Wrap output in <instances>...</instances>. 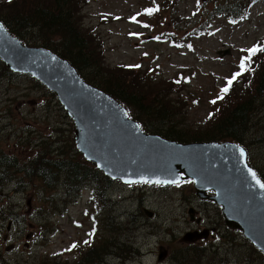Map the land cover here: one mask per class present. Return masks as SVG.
<instances>
[{"label":"rangeland","instance_id":"1","mask_svg":"<svg viewBox=\"0 0 264 264\" xmlns=\"http://www.w3.org/2000/svg\"><path fill=\"white\" fill-rule=\"evenodd\" d=\"M230 1L238 2L79 0L78 22L83 30L92 34L107 69L116 71L142 96L169 99L177 106L178 117L188 127L199 130L235 103L247 99L246 95H250L254 87L252 84L249 89L250 77L247 76L255 55L246 65L249 68L246 74L238 77L228 94L219 99L220 90L226 86V80L239 71L238 65L241 58L247 57V50L252 46L262 48L264 44V0H239V4L247 8L238 22L228 20L226 15H215L217 7ZM8 3L9 0H0L3 8ZM148 9L154 10L151 15ZM211 11L214 14L209 18ZM189 19L192 22L186 28L182 22ZM197 22H203L207 32L190 38L188 47L183 43L185 36L196 29ZM168 33H175L177 40L170 42ZM4 72L0 71L3 80L0 111L9 108L14 118L2 120L0 129L14 123L15 129L30 125L36 129V134L49 135L51 127L61 128L62 132L57 135L62 138L70 120L59 110L60 106L54 107L57 101L50 100L28 77L8 80ZM149 107L153 109L155 105ZM145 123H160L169 130L168 119L149 118ZM249 137L250 146L253 133ZM251 154L254 163L264 166V145L252 146ZM103 187L113 196L109 200L112 208L109 221L100 219L104 214L97 219L96 209L90 206L85 189L78 201L67 207L61 204L62 186L50 192L39 184L24 192L0 189V211L20 215V224L14 225L9 216L0 214V247L4 258L10 264H35L47 256L56 258L59 263L81 264L83 254L84 264H169L168 260L162 261L171 257L174 264H178L176 258L181 256L182 249H194L198 252L194 264H221L227 259L231 260L230 264H264L256 255L251 256L250 246L243 245L239 237L234 236L228 243L234 237L225 229H218L219 234H224L223 245L213 239L183 240L186 233L197 231L194 224L202 218L217 220L214 216L217 208L209 203L202 205L195 196L193 184L188 181L179 187L167 188L145 185L137 189L117 182ZM50 197L54 199V209L47 207ZM9 204L14 206L10 209ZM190 208L194 210V221L189 219ZM2 216L7 219L3 220ZM73 244L77 247L72 248ZM162 251L165 256L158 261ZM89 256L93 260H88Z\"/></svg>","mask_w":264,"mask_h":264},{"label":"trees","instance_id":"2","mask_svg":"<svg viewBox=\"0 0 264 264\" xmlns=\"http://www.w3.org/2000/svg\"><path fill=\"white\" fill-rule=\"evenodd\" d=\"M252 1L250 0V2ZM78 6L79 0H11L4 8L0 6V21L11 34L24 44L49 49L67 60L85 82L119 101L146 132L158 134L165 139L179 143L231 141L242 146L248 152L250 151L249 163L264 182V166L254 163L251 154L252 146L264 145V54H255L252 68L248 72L249 89L254 84L252 93L246 95L248 98L235 103L203 129L196 130L188 127L186 122L178 117L180 112L172 101L163 100L160 96H142L134 92L136 90L133 91L131 84L125 83L122 76L104 66L96 45H94L92 34L83 30L78 22ZM246 8L247 5H240L239 0L238 2L230 1L217 7L215 15L223 13L229 18L238 19ZM213 14L211 11L208 17L210 18ZM191 22L189 19L182 23L187 28ZM204 26L203 22L196 23V29L185 36L186 46L189 45L192 36L207 32V28ZM167 38L175 39L177 37L174 34H169ZM0 71H5L8 80L16 77L1 62ZM28 79L40 88L50 100H56L55 96L36 80ZM2 81L0 75V84H3ZM149 105H155V107L152 109ZM57 106H60L58 102L54 107ZM47 107L49 108L48 104ZM59 110L63 112L61 107ZM0 112H3L0 115V122L14 118L9 108ZM46 117L49 118L48 115ZM149 118L157 121L168 119L169 130L164 129L160 123L158 125L146 124L145 121ZM67 125L68 128L64 131L66 134H63L62 138L57 135L62 132L61 128L53 129L51 127L49 135L36 134L34 131L36 129L30 125L15 129L14 123H9L7 127L1 128L0 189L13 193L24 192L39 184L45 191L50 192L54 188L62 186L61 204L63 203L67 207L68 204L76 200L81 190L88 187L93 191L92 196L97 202L98 219L104 214L100 219L109 221L112 208L109 200L105 199L107 190L103 186L107 187L111 181L104 177L94 165L84 161L75 150L72 125L70 123ZM248 130L250 131L248 132ZM251 133H253L254 140L249 146L248 142H252L249 137ZM47 203L49 204L48 208H56L53 197L47 199ZM13 206V204H9L8 208L11 209ZM64 206L63 210L66 209ZM0 214L9 216L10 221L15 223L14 225L20 224L18 213L0 211ZM3 216L1 217L3 220L7 219ZM25 219H28V216ZM111 222L114 225L118 224ZM234 236L239 237L237 234ZM241 241L243 245L250 246L244 239ZM105 244L108 245L109 241ZM249 248L251 256L256 255L260 261L264 260V257L253 247ZM197 253L194 249H182V254L176 258V262L178 264H194ZM88 260H93V257L89 256ZM84 262L82 254L79 263L84 264ZM0 264H10L4 258L1 247ZM35 264L67 263H59L56 258L47 256ZM244 264H262V262Z\"/></svg>","mask_w":264,"mask_h":264},{"label":"water","instance_id":"3","mask_svg":"<svg viewBox=\"0 0 264 264\" xmlns=\"http://www.w3.org/2000/svg\"><path fill=\"white\" fill-rule=\"evenodd\" d=\"M0 59L55 95L73 122L76 150L106 177L123 184L148 181L163 186L174 185L163 183L167 180H192L197 198L220 207L226 227L240 231L264 254V190L248 176V169L254 170L245 149L241 160V146L231 142L180 144L144 133L137 129V122L124 115L126 110L119 102L86 83L70 63L48 49L22 44L4 26ZM257 179L264 184L258 175ZM157 180L161 183H154ZM188 215L193 220L192 209ZM205 235L206 231L186 233L184 241Z\"/></svg>","mask_w":264,"mask_h":264},{"label":"snow or ice","instance_id":"4","mask_svg":"<svg viewBox=\"0 0 264 264\" xmlns=\"http://www.w3.org/2000/svg\"><path fill=\"white\" fill-rule=\"evenodd\" d=\"M9 2H11V0H9ZM154 10L153 9H148L147 12L149 15H151V13L153 12ZM135 19V18H133ZM145 27H147V25H145ZM3 30V25L0 24V31ZM243 51V50H242ZM257 52H264V48H261V47H252L250 49L247 50V57H244V58H241V61L238 65L239 67V71L234 73L232 75V77L230 79H227L226 80V86L223 87L221 90H220V96H219V99H223V97L228 94L230 88L232 87L233 83L238 79V77H240L241 75H243L246 71L249 70V68L246 66L248 65L249 61L251 60L252 56L255 55ZM53 59H55V57H53ZM135 67H139V65H136ZM216 101H212V103H215ZM125 116L128 115L127 112L124 113ZM137 129L139 128V125L136 126ZM238 151H239V156L241 158V160H243L244 156H245V152H244V149L243 148H238ZM247 174L249 177H251L252 181H254L255 185L257 187H259L261 190H264V184H262L260 182L259 179H257V175L254 171H252L250 168L248 169L247 171ZM145 183H147L148 181H144ZM189 183H192L193 181H188ZM154 183H161V181L157 180V181H154ZM163 183H171V184H175L177 187L180 186V181L178 179H172V180H167V181H163ZM87 243V241L85 242ZM72 248H75L77 247L76 244H73L71 246Z\"/></svg>","mask_w":264,"mask_h":264},{"label":"flooded vegetation","instance_id":"5","mask_svg":"<svg viewBox=\"0 0 264 264\" xmlns=\"http://www.w3.org/2000/svg\"><path fill=\"white\" fill-rule=\"evenodd\" d=\"M145 186L144 184L142 185H137L135 186V188L140 189L141 187ZM157 187V186H155ZM158 188H162V187H158ZM209 194H212L211 192H209ZM202 202V205L205 204H211L212 206L216 207L212 202H210L209 200H200ZM214 216L216 217L217 220L213 221L212 219L210 221H206L205 218H202L201 221H197L194 225L198 230H202V229H207L208 233V237L204 238L203 240H209V239H213L216 240L217 243L220 242L221 245H223L224 242V234H219V228L221 230H224L226 227L224 225V223L222 222V217H221V213H218V210L216 209ZM201 240V239H200ZM200 243V241L198 242ZM211 245V244H210ZM224 249V248H223ZM224 251V250H223ZM161 253V260L164 258L165 256V251L160 252ZM159 253V254H160ZM225 252L222 253V255H224ZM159 257V256H158ZM160 260V261H161ZM164 260H168L169 264H174V258L171 257H166L163 259L162 263L164 262ZM159 261V260H158ZM226 264H230L231 260L227 259V261L225 262Z\"/></svg>","mask_w":264,"mask_h":264},{"label":"bare ground","instance_id":"6","mask_svg":"<svg viewBox=\"0 0 264 264\" xmlns=\"http://www.w3.org/2000/svg\"><path fill=\"white\" fill-rule=\"evenodd\" d=\"M262 180V179H261ZM264 183V182H263ZM80 193V192H79ZM105 195H106V198L105 199H108V200H111V199H113V196H112V194H110L108 191H106V193H105ZM93 197V196H92ZM78 199V196L76 197V200ZM75 200V201H76ZM93 200H94V198H93Z\"/></svg>","mask_w":264,"mask_h":264}]
</instances>
